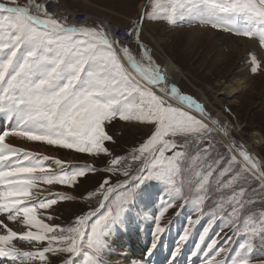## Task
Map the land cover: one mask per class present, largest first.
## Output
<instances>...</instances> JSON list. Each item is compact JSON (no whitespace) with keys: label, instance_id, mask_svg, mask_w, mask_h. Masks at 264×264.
Wrapping results in <instances>:
<instances>
[{"label":"snow or ice","instance_id":"obj_1","mask_svg":"<svg viewBox=\"0 0 264 264\" xmlns=\"http://www.w3.org/2000/svg\"><path fill=\"white\" fill-rule=\"evenodd\" d=\"M50 7V0H27L26 6L0 2V114L15 121L0 131V264H74L85 247L81 264H95L103 226L124 210L139 183L152 179L170 193L155 217L157 238L176 201L195 206V218L189 217L179 236L173 260L207 214L211 218L191 255L203 245L202 264H226L225 253L244 234L242 254L232 264H250L254 241L264 246V154L238 143L230 120L168 84L143 28L148 22L175 25L187 19L233 32L256 43L249 70L259 74L264 72V0H181L171 13H157L148 0L121 34L103 24H69ZM228 16H242L254 26L235 29L219 22ZM119 121L143 129L138 143L120 153L109 131ZM8 138L71 150L96 162L73 167L16 147ZM50 160L59 167L45 163ZM99 173L104 175L89 187L87 182ZM56 186L70 188L95 206L67 224L56 223L62 202L77 199L53 192ZM39 210L44 218H37ZM221 218L223 235L208 239ZM21 242L31 247L18 246Z\"/></svg>","mask_w":264,"mask_h":264},{"label":"rangeland","instance_id":"obj_2","mask_svg":"<svg viewBox=\"0 0 264 264\" xmlns=\"http://www.w3.org/2000/svg\"><path fill=\"white\" fill-rule=\"evenodd\" d=\"M43 1L44 0H39V2ZM0 2H8V0H0ZM60 2L63 3L65 9L83 12L95 19H104L106 22L118 28L125 29V27L131 23L130 20H134V17L137 19V13L141 11V9L139 10V7L142 4L144 5L148 3V0H60ZM180 2L181 0H152V5H155V11H157V13H162L164 11L171 13L172 6ZM183 2L187 3L188 0H183ZM16 3L20 6H26L27 0H16ZM55 3L56 0L54 4ZM56 10H59V8H56ZM152 10L153 8L150 5L149 11ZM219 22L225 23L235 29L251 28L254 26L252 21H249L242 16L224 17ZM97 25V23L93 24V26ZM194 26H198L202 31L207 28L206 31L220 33V31L213 29L210 25H203L198 21H192L190 23L187 19L178 21L175 25L155 22L146 23L143 28V38L145 43L152 49L155 64L160 66L161 71L168 60H171L176 64L185 75L180 79V83L177 85L181 91L184 94L193 95L201 103L204 101L202 100L203 95H200L199 91H202L204 95L208 97L209 101L212 102L215 110L223 113V115L232 122V125L237 127L238 131L236 130L237 132H234L235 139L238 143H244L245 145L252 144L254 143V141H252L253 135H255V133L259 134V138L262 142L260 145L258 144L255 146V149L258 154H264V72L253 74L250 70H247L246 72L249 77L251 79L254 78L252 81L253 85H251L253 89L249 88L245 91L236 93L233 98L234 102L229 103L227 99L220 97L217 92L218 90L216 89V82L224 84L226 82L228 83L230 78L245 79L244 76H242V74L240 75V72H238V69L241 71L240 68L242 67V63L239 60H247L249 67V53L254 52V48L252 46L248 48L239 59H237L235 54H231L233 59L228 68L224 65L220 66L217 61L218 55L215 51L210 53L212 48L209 45L211 43L214 44L216 39H212L210 35L206 34L199 37L201 39L195 38L194 33L189 31ZM223 34H228L232 38L235 37L233 32H224ZM237 39H242L244 41L248 40L247 38ZM228 46H225L224 48L225 53L223 51V54L225 55H228V50L231 48V45ZM218 98H222V104L217 103ZM225 109H230V112H225ZM217 111H215L216 114ZM4 116V114H0V120L3 119ZM3 122L5 123L1 125V129L6 128L7 122ZM1 123L2 121H0V124ZM109 131L110 134L114 136V139L118 141L115 150L120 153L122 149L131 150L132 146L138 143L142 136L143 129L135 126L134 122L119 121L116 122L114 128ZM9 140H11V138H9ZM14 140L21 145H31V147H35V149L45 148L46 153L40 154L61 159L66 163L74 164L73 167H75V165L92 164L96 162L85 154H76L71 150L58 149L54 146L45 145L40 142H27L20 138H15ZM21 145L19 146L23 147ZM58 167L59 166L53 168L55 169ZM103 175V173H99L92 177L87 182L88 186H95L96 182L100 180ZM121 179H123V177H121ZM113 183H115V178L113 179ZM40 187L46 186L41 185ZM52 191H59L66 193L67 195L77 196L76 192L63 186H56L52 188ZM42 195H48V193L44 192ZM209 195H214V193H210ZM169 198L170 193L168 191V186L163 182L152 179L139 183L138 186L135 187L133 199L125 205L124 210L103 226L100 237L102 245L101 254L98 257H92L95 264H118L119 262L116 260L114 261V259L118 260L119 256L111 254L113 253L111 250L110 252L108 251L109 248L106 244L105 238L109 233L117 234V238L123 241L124 245L120 243L123 247L122 249H125L127 247L126 245L131 246L128 242L129 239H133L136 243H134V248L140 250V247L139 245L137 246V244L144 241L143 235L145 230L151 228L152 239L146 240V243H150L151 245L150 247L144 245V250L149 251L150 249L152 252L157 250L158 247L156 245L153 247V242L157 240V242H155L156 244L160 245V242H162L164 243L163 245L167 244V248L172 246L175 251L178 238L185 230L189 217L195 218V206L191 202L182 203L176 201V207L165 213L162 220V225L166 224L165 231L158 234L157 238V236L154 235L155 217L158 216ZM90 206H95V201L92 202V205H89L80 200L78 196L76 200L62 202L56 212V223L67 224L74 219L75 214L88 210ZM108 207H110V204L106 205L105 209H101V214L106 212ZM185 207H188V209L186 210ZM44 216V210H39L37 218H44ZM210 218V215H203L199 222L194 226L188 241L181 247L178 256L181 260L184 259L182 261L183 264H202V259L204 257L203 245L201 246V250L197 252L196 256L188 255V253L190 251L192 254L195 250V245L198 242L199 236L201 235L203 228L208 224ZM45 222L51 223L52 221L45 219ZM223 225L224 221L222 218L216 219L208 234V239L214 238L217 233L223 235V233H221ZM131 226H133V229H130ZM226 231L227 229H225V232ZM228 235L230 236L231 233ZM245 240L246 236L241 234L232 242L231 247L224 256L226 264H232V260L242 254L240 245L244 243ZM205 243H207V240ZM19 246L31 247L23 242H21ZM87 251L88 249L85 247L84 251L74 258V264H81V261L84 259V252ZM117 252L120 251L117 250ZM89 255L91 254L89 253ZM190 256L196 261L193 260L192 262L191 260L189 262ZM119 263L123 264L122 262ZM150 263L151 262H149V264ZM250 264H264V246H261L259 239L254 241Z\"/></svg>","mask_w":264,"mask_h":264},{"label":"bare ground","instance_id":"obj_3","mask_svg":"<svg viewBox=\"0 0 264 264\" xmlns=\"http://www.w3.org/2000/svg\"><path fill=\"white\" fill-rule=\"evenodd\" d=\"M54 2L55 1H50L51 9L52 10L55 9V11L60 12L59 15L62 16L64 14L63 11H65L63 3L60 2V0L56 1L55 4H54ZM141 6L139 7V10L141 9ZM56 8H59V10H56ZM206 30H207V28H205V30L202 31L201 29L198 28V26L197 27L194 26L189 31L193 32L194 37L197 39L204 34L210 35L212 37V39H216L214 44L211 43L212 45L211 44L209 45L212 48L210 53L215 51V53L218 55L217 61H218L220 66L224 65L226 68H228V66L231 64V61L233 59L231 57V54H235L237 59H239V57H241L243 55V53L248 48H250L251 46L254 48V52H256L257 45L255 42H251L250 40L244 41L242 39H237L236 37L232 38L230 35L223 34L224 32H221V31H220V33H217V32H210V31H206ZM234 38H236V39H234ZM199 39H201V38H199ZM194 45L196 46L195 43H194ZM228 45L229 46L231 45L230 46L231 48H230V50H228L229 51L228 55H225V54H223V51H224L225 46H228ZM224 53H225V51H224ZM246 53H245V55H246ZM257 55L259 56V55H261V53L257 52ZM239 61L242 63V67H245V68H242V67L240 68L238 66L241 69V71L238 69V72H240V75L242 74V76H244L245 79L241 80V79L230 78L228 83L225 81L226 83L223 82L224 84H222L220 82H216V89L218 90L217 92H218L219 96L224 98V99H227V101H229V103L234 102L233 98L236 95V93L245 91L249 88L253 89V87L251 85H253L252 81L254 78L251 79L249 77L248 73L246 72L247 70H249L247 60H245V61L239 60ZM240 66H241V64H240ZM161 72H162V74L165 75L169 85H171L172 83H175L176 85H178L180 83V79L183 76H185L182 73L181 69L176 64H174L171 60L167 61L166 65H164ZM199 93H200V95H203L202 100L204 102H202V103L207 105L208 108L213 113L216 114L215 111H217V110H215V107H213L212 102L209 101L208 97L206 95H204V93L202 91H199ZM221 99L218 98L217 103L222 104ZM216 115H218L222 119L228 120L226 118V116L223 115V113H221L220 111H217ZM0 121H2V123L0 124V131L5 130L6 128H8L10 126V124H14V122H15V121H10L9 119L6 118V116H4L3 119H1ZM3 121L7 122L6 128L1 129V125L3 123H5ZM234 126L235 125H233V130L235 132H237L238 129H237V127H234ZM14 139L15 138H11V140H9V142L13 143V145L16 147H20L19 145H21V144L17 143V141H15ZM252 141H254V143L248 144V145H246V147L249 150H251L254 154H258V152L255 149V146H257L258 144L260 145L262 142V140H260V138H259V134L255 133V135H253ZM25 144H26V142H25ZM21 146H23L24 148H26L29 151H33L36 153H46L45 148L44 149H35V147H31V145L27 146V144L21 145ZM45 163L46 164L49 163V165H51L52 167L57 166L53 163V161H46ZM22 227L23 226H21V229H18V230H22ZM131 228L133 229V226H131L130 229ZM151 233H152L151 228L145 230V233L143 235L144 241H141L140 244H137V246L139 245L140 250L134 248L135 241L133 239H129V242H128V243H130L131 246L126 245L127 247L125 249H122L123 247L121 244H123V241H121L119 238H117V234H110L109 233L105 238L106 244L108 245V248H109L108 251L110 252V250H111V251H113V253H111V254L119 256L118 260L114 259V261L116 260L117 262L119 261V262H122L123 264H128L129 261H134V262H136V264H149V262H151L150 264H183L182 261L184 259L181 260V258H179L178 255L176 256V258L174 260L172 259V253L174 252V248L172 246L170 248H167L166 243H165L166 245H163L164 243L160 242V245H158L155 243V242H157V240H155L153 243L158 247L157 250H155L154 252L150 251V249H149V251L144 250V247H143L144 245H146L147 247L148 246L150 247V245H151L150 243H146V240L152 239ZM149 234H150V237H149ZM24 248L27 250L30 247L27 246ZM117 250L120 252H117ZM152 250H153V248H152ZM114 251H116V252H114ZM132 255H133V258H132ZM188 255H191L190 251H189ZM134 258H136V259H134ZM203 259H204V257H203ZM191 260L193 262L194 258L189 259V262ZM194 261H196V260H194ZM119 262H118V264H120ZM107 264H109V263H107Z\"/></svg>","mask_w":264,"mask_h":264},{"label":"built area","instance_id":"obj_4","mask_svg":"<svg viewBox=\"0 0 264 264\" xmlns=\"http://www.w3.org/2000/svg\"><path fill=\"white\" fill-rule=\"evenodd\" d=\"M50 1H55V0H50ZM59 1V0H56ZM44 2V1H43ZM65 9V8H64ZM50 11H52L53 13H55L58 17H66L67 18V22L69 24L75 25V26H93L94 23H97L98 25L103 24L104 26H106L107 28H109L110 30L116 32L117 34H121L124 29L123 28H118L108 22H106V20H99V19H95L93 17H91L88 14H85L83 12H76L74 10H69V9H65V11H63V15H59L60 12H57L51 9L50 7Z\"/></svg>","mask_w":264,"mask_h":264},{"label":"crops","instance_id":"obj_5","mask_svg":"<svg viewBox=\"0 0 264 264\" xmlns=\"http://www.w3.org/2000/svg\"><path fill=\"white\" fill-rule=\"evenodd\" d=\"M90 1V0H89ZM119 14V13H118ZM134 20H136V17H134ZM134 20H132V21H134ZM131 20H130V22H132Z\"/></svg>","mask_w":264,"mask_h":264},{"label":"trees","instance_id":"obj_6","mask_svg":"<svg viewBox=\"0 0 264 264\" xmlns=\"http://www.w3.org/2000/svg\"><path fill=\"white\" fill-rule=\"evenodd\" d=\"M188 205V204H187ZM186 208V210L188 209V207H185Z\"/></svg>","mask_w":264,"mask_h":264}]
</instances>
